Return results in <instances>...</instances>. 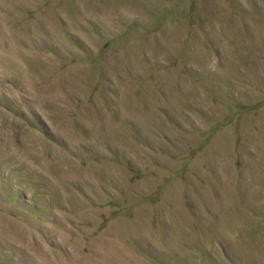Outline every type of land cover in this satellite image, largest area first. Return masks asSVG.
<instances>
[{
	"label": "rangeland",
	"instance_id": "obj_1",
	"mask_svg": "<svg viewBox=\"0 0 264 264\" xmlns=\"http://www.w3.org/2000/svg\"><path fill=\"white\" fill-rule=\"evenodd\" d=\"M0 264H264V0H0Z\"/></svg>",
	"mask_w": 264,
	"mask_h": 264
}]
</instances>
